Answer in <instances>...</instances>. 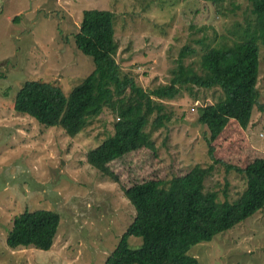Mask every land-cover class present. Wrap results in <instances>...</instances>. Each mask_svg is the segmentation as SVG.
Returning <instances> with one entry per match:
<instances>
[{
  "label": "rangeland",
  "instance_id": "1",
  "mask_svg": "<svg viewBox=\"0 0 264 264\" xmlns=\"http://www.w3.org/2000/svg\"><path fill=\"white\" fill-rule=\"evenodd\" d=\"M248 8L240 0V9L223 17L203 0H0V264H105L136 215L126 189L172 180L197 165L213 168L205 192L220 202L238 200L248 178L264 167V114L257 110L247 129L230 120L211 147L198 118L213 101L194 100L183 89L164 101L166 125L155 129V115L146 128L154 148L109 162L104 172L88 161V153L114 133L119 119L143 108L147 91L170 83L184 47L197 51L185 64H198L204 50L198 41L220 43L222 34L251 16ZM93 10L114 14L115 58L132 83L70 138L59 127L46 129L17 113L13 102L26 81L56 83L68 95L94 70L74 40L83 13ZM258 88L264 105V47ZM26 211L60 215L50 250L8 248L13 222ZM140 244L139 238L128 239L130 248ZM190 252L200 264H264V210Z\"/></svg>",
  "mask_w": 264,
  "mask_h": 264
},
{
  "label": "trees",
  "instance_id": "2",
  "mask_svg": "<svg viewBox=\"0 0 264 264\" xmlns=\"http://www.w3.org/2000/svg\"><path fill=\"white\" fill-rule=\"evenodd\" d=\"M203 1L212 4L217 16L234 15L240 9V0ZM241 1L249 4L251 16L236 23L228 34H222L221 42L215 46L198 41L204 47L198 64H185V59L197 51L184 47L170 83L147 91L143 108L115 123L114 133L88 153L91 164L104 172L109 162L142 148H154L146 128L155 115V129L166 125L169 116L164 112V101L175 100L183 89L189 90L194 100L213 101V105L200 109L198 118L207 128L211 147L230 120L247 129L254 110L264 114L258 88L264 47V0ZM113 17L107 11L83 13L74 40L77 49L93 60L94 70L70 94L66 95L56 83L26 81L14 98V110L46 129L59 127L70 138L98 119L132 83L115 58L118 42ZM212 169L197 165L169 181L138 182L128 187L125 197L136 215L105 264H200L190 252L193 247L211 242L264 210V167L248 178L247 189L233 203L220 202L215 193L204 191ZM60 224L57 213L26 211L15 218L6 244L12 250L48 251ZM130 237L141 239L138 248L128 246Z\"/></svg>",
  "mask_w": 264,
  "mask_h": 264
}]
</instances>
